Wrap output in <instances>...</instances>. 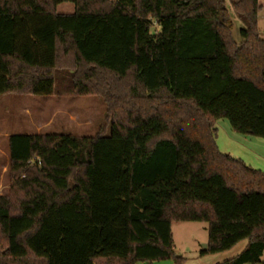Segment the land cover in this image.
<instances>
[{"label":"trees","instance_id":"16d2710c","mask_svg":"<svg viewBox=\"0 0 264 264\" xmlns=\"http://www.w3.org/2000/svg\"><path fill=\"white\" fill-rule=\"evenodd\" d=\"M0 0V95L105 104L109 133L6 135L0 264L174 258L171 223L205 222L218 264H264V172L219 151L215 122L264 138L258 0ZM72 13H57L60 3Z\"/></svg>","mask_w":264,"mask_h":264},{"label":"rangeland","instance_id":"374dc122","mask_svg":"<svg viewBox=\"0 0 264 264\" xmlns=\"http://www.w3.org/2000/svg\"><path fill=\"white\" fill-rule=\"evenodd\" d=\"M258 2L261 5L258 29L264 38V0ZM226 7L233 23V39L239 43V29L243 24L227 0ZM56 12L72 13L73 4L60 3L56 6ZM69 89V82L61 77L55 79L54 94L50 96L0 95V194H4L12 182L6 172L2 173L8 163L4 134L48 132L92 136L100 130L109 133V120L102 99L97 96H73ZM215 129V142L219 151L264 172V138L233 131L225 118L216 120ZM170 229L174 255L181 258L178 264H218L237 255L247 242L242 240L229 250L200 255L199 251L207 244L205 222H172ZM261 261L264 263V253ZM134 264H176V261L170 258L148 263L137 261Z\"/></svg>","mask_w":264,"mask_h":264},{"label":"crops","instance_id":"0c3cea01","mask_svg":"<svg viewBox=\"0 0 264 264\" xmlns=\"http://www.w3.org/2000/svg\"><path fill=\"white\" fill-rule=\"evenodd\" d=\"M8 134H4V136H6ZM6 171V166L3 167L2 173Z\"/></svg>","mask_w":264,"mask_h":264}]
</instances>
